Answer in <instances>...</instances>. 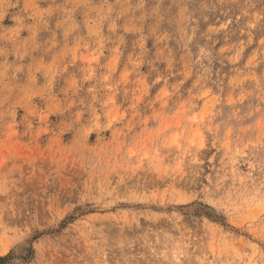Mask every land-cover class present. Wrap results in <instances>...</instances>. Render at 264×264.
Here are the masks:
<instances>
[{"label":"rangeland","instance_id":"1","mask_svg":"<svg viewBox=\"0 0 264 264\" xmlns=\"http://www.w3.org/2000/svg\"><path fill=\"white\" fill-rule=\"evenodd\" d=\"M0 264H264V0H0Z\"/></svg>","mask_w":264,"mask_h":264},{"label":"trees","instance_id":"2","mask_svg":"<svg viewBox=\"0 0 264 264\" xmlns=\"http://www.w3.org/2000/svg\"><path fill=\"white\" fill-rule=\"evenodd\" d=\"M3 258H0V261L2 260Z\"/></svg>","mask_w":264,"mask_h":264}]
</instances>
